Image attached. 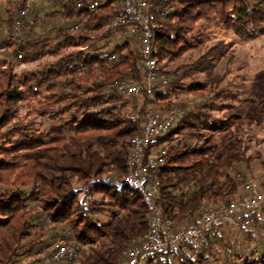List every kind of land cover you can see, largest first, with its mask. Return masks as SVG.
I'll return each instance as SVG.
<instances>
[{
  "label": "trees",
  "instance_id": "trees-1",
  "mask_svg": "<svg viewBox=\"0 0 264 264\" xmlns=\"http://www.w3.org/2000/svg\"><path fill=\"white\" fill-rule=\"evenodd\" d=\"M27 1L0 0V264L28 258L25 264H65L41 257L54 244L45 238L49 232L59 239L69 233L80 245L76 264L121 263L122 252L147 232L142 196L126 176L132 139L153 109L163 116L171 108H187L146 150L166 151L156 179L170 228L197 225L201 204L242 196L234 170L244 164L250 172L255 157L241 132L253 130L255 118L264 119V80L249 116L242 92L219 86L226 74H216L220 63H232L234 42L219 40L191 62L185 55L210 25L242 43L264 37V0H169V14L152 20V57L168 83L152 94L141 89L131 99L118 96L115 84L141 83L140 46L126 26L111 25L117 1L89 11L85 6L92 0H36L20 18L18 37L16 21ZM105 52L112 60L102 57ZM33 63L32 71H15ZM181 94L201 98L199 109L178 104ZM36 115L49 119V128H34L30 118ZM263 211L245 212L226 247L239 243L244 224ZM216 225L229 224L204 231L203 248L212 247L206 240L217 237ZM244 245L214 262L264 264V249ZM174 259L210 264L192 242L177 248Z\"/></svg>",
  "mask_w": 264,
  "mask_h": 264
},
{
  "label": "built area",
  "instance_id": "built-area-1",
  "mask_svg": "<svg viewBox=\"0 0 264 264\" xmlns=\"http://www.w3.org/2000/svg\"><path fill=\"white\" fill-rule=\"evenodd\" d=\"M36 0H28L18 13L16 34L20 37L21 17L27 14L31 4ZM118 2V13L112 17L111 25L126 26L130 34L138 37L140 46V69L143 73L141 83L119 82L115 84V92L123 99L137 97L140 90L152 94L157 85H167L166 76L158 68L156 58L152 57V20L153 15L165 17L171 11L169 0H115ZM105 0H92L86 4L89 11L96 10ZM153 10V12H151ZM77 26H75L76 28ZM102 57L112 60V56L103 53ZM198 106H195L196 109ZM185 110L171 108L160 115L153 109L148 115L141 131L132 139L128 155V173L126 182L137 188L147 210L148 226L145 236L134 241L121 254L120 264H162L167 258L174 259L175 251L180 246L198 240L204 231L217 222L237 224L247 211L264 207V190L251 177L238 173L236 181L243 187L242 196L230 203L201 204L198 209L199 222L194 226L172 229V222L165 219L159 204L160 183L156 179L160 168L164 165L165 150L159 154L146 155L147 148L154 140L167 133L177 117L184 115ZM176 142L179 139H175ZM69 233L56 241L47 249L50 259L64 261L65 264H76L80 257V245L69 240Z\"/></svg>",
  "mask_w": 264,
  "mask_h": 264
},
{
  "label": "rangeland",
  "instance_id": "rangeland-1",
  "mask_svg": "<svg viewBox=\"0 0 264 264\" xmlns=\"http://www.w3.org/2000/svg\"><path fill=\"white\" fill-rule=\"evenodd\" d=\"M4 5V2H1ZM203 35L200 38L201 43L194 42V48L191 52L185 55V60L187 62L193 61L200 54L203 53L205 49L212 46L219 40L224 41H232L235 43V48L233 51V61L232 63L223 62L217 66L216 74L218 76L225 77L219 82V86H224L226 88L231 89L232 91H241L242 92V103L245 105V111L249 116H253L254 110L256 108V104L253 101H257L258 99V86L261 81L264 80V37H259L255 41L242 43L236 37H234L232 32L225 31L222 28L215 27L213 25L206 26L204 28ZM37 63H33L31 65L20 64L16 67L15 71L19 73L20 71H32L35 69ZM168 83V81H167ZM166 88V87H165ZM178 101V104L188 103V106H198L196 109H199V105L201 103V98L198 96H193L189 94H181L175 98ZM123 102H129L128 100H123ZM129 104V103H128ZM35 104H30L25 106V109L28 111H33ZM184 110L187 108L183 106ZM215 111L216 117L220 116V113ZM31 119V124L34 128H39V130H44L49 128L50 121L49 119H45L40 115H36ZM255 124L253 126V130H248L247 128L241 132L242 136L246 142L248 148V154L255 157V161L251 164L250 172L244 170L245 165L242 164L235 168L234 175L240 173L248 177L254 178L258 183L264 184V119L255 118ZM199 217V215H198ZM199 220V218H198ZM218 224H229L222 226H215L212 233L216 234L217 237L213 240L208 238L206 242L213 241L214 243L211 245L212 247H204L200 242L201 239L205 237L201 236L196 241H193V246L202 247L204 255L209 258L210 264H216L217 262H221L225 260L228 252L232 251V253H236L238 250L246 247L244 243L247 242L249 249H264V211L258 213L255 219H251L248 224H244V227L241 229V234L238 235L239 243L234 244V247L230 250L229 246L230 241H233V233L237 232L238 229L235 224H230L228 222H217ZM184 225H189L188 221L185 222ZM221 234V238L218 237ZM253 235V238L250 236ZM241 236V238H240ZM45 238L48 242H56L59 240V235L54 232L47 233ZM250 243V244H249ZM201 250V249H200ZM227 251V252H226ZM42 258L50 260L49 254L43 253L41 255ZM30 261V258L22 261L25 262ZM46 261V262H47ZM170 264H178L177 259H171Z\"/></svg>",
  "mask_w": 264,
  "mask_h": 264
},
{
  "label": "crops",
  "instance_id": "crops-1",
  "mask_svg": "<svg viewBox=\"0 0 264 264\" xmlns=\"http://www.w3.org/2000/svg\"><path fill=\"white\" fill-rule=\"evenodd\" d=\"M261 184H262V183H261ZM197 222H199V220H198Z\"/></svg>",
  "mask_w": 264,
  "mask_h": 264
}]
</instances>
